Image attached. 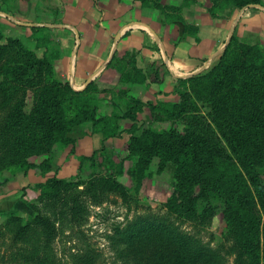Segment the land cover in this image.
<instances>
[{"label":"trees","instance_id":"trees-1","mask_svg":"<svg viewBox=\"0 0 264 264\" xmlns=\"http://www.w3.org/2000/svg\"><path fill=\"white\" fill-rule=\"evenodd\" d=\"M139 1L148 7L156 0ZM262 1L222 0L221 6L229 16ZM209 2V14L216 15L219 0ZM38 29L31 28L33 47L19 38L5 37L0 30V169L26 175L34 166L28 159L49 154L54 144L71 146L73 151L75 140L69 134L84 123H91L104 138L126 132L124 159L136 162L131 188L104 176L89 179L82 190L78 186L84 182L56 176L35 183V213L20 217L7 212L0 221V235L4 228L11 232L13 246L22 243L23 263L53 264L57 223L80 211L85 193L100 202L106 190H113L127 209L111 239L122 264H264L263 48L232 35L214 63L176 79L172 94L178 102H157L154 110H162L163 121H190L183 132L140 128L136 123L120 132L96 117L90 85L75 91L59 77L52 64L56 54L44 38L35 36ZM148 68L142 78L162 83L164 74L157 75L165 65L153 62ZM200 104L208 106L206 115L201 114ZM153 158H158L159 170L168 163L174 165V188L160 204L164 213H137L135 195ZM201 202L205 205L200 209ZM217 211L233 239L231 260L183 227L185 223L204 226ZM91 252L83 250L75 264H94Z\"/></svg>","mask_w":264,"mask_h":264},{"label":"rangeland","instance_id":"rangeland-1","mask_svg":"<svg viewBox=\"0 0 264 264\" xmlns=\"http://www.w3.org/2000/svg\"><path fill=\"white\" fill-rule=\"evenodd\" d=\"M221 1L214 7L216 15H210L209 0H156L148 7H142L139 0H0V30L5 37L19 38L33 47L31 28L38 27L35 36L44 38L56 54L52 64L59 77L75 91L90 85L96 117L106 119L107 125L120 132L136 123L140 128L176 129L180 133L190 121H163L162 110H154L157 102H178L177 95L172 94L177 78H186L214 63L232 35L264 50V0L229 16ZM129 42L133 45L128 46ZM153 62L165 65L157 75L164 74L160 84L142 78ZM199 106L206 115L208 106ZM69 135L75 140L73 151L71 146L54 144L49 154L28 159L34 166L26 175L14 176L0 169V221L4 213L12 211L20 217L33 215L37 204L32 186L49 177L84 182L79 190L89 179L102 176L132 187L136 159H124L126 132L104 138L91 123H84ZM157 165L158 158H153L135 195L139 198L137 213H164L159 207L173 191L174 165L168 163L163 170ZM81 199L80 211L57 223L53 264H75V257L88 249L94 264H122L111 239L116 223L124 222L126 207L113 190H106L100 202L86 193ZM204 205L201 202L199 208ZM133 213L131 210L128 216ZM183 227L229 255L230 260L234 257L233 239L226 232L220 211L204 226L185 223ZM2 232L0 264H24L22 243L13 246L11 232L4 228Z\"/></svg>","mask_w":264,"mask_h":264},{"label":"crops","instance_id":"crops-1","mask_svg":"<svg viewBox=\"0 0 264 264\" xmlns=\"http://www.w3.org/2000/svg\"><path fill=\"white\" fill-rule=\"evenodd\" d=\"M130 44H131V45H130ZM127 45H128V46H132V45H133V43H132V42H129Z\"/></svg>","mask_w":264,"mask_h":264},{"label":"water","instance_id":"water-1","mask_svg":"<svg viewBox=\"0 0 264 264\" xmlns=\"http://www.w3.org/2000/svg\"><path fill=\"white\" fill-rule=\"evenodd\" d=\"M115 42H116V40H115Z\"/></svg>","mask_w":264,"mask_h":264}]
</instances>
